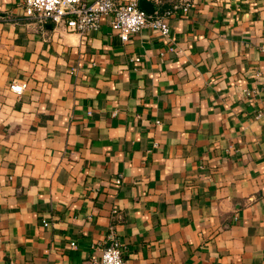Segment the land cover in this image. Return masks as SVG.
<instances>
[{
	"label": "crops",
	"instance_id": "crops-1",
	"mask_svg": "<svg viewBox=\"0 0 264 264\" xmlns=\"http://www.w3.org/2000/svg\"><path fill=\"white\" fill-rule=\"evenodd\" d=\"M148 1L123 42L0 0V264H264V0Z\"/></svg>",
	"mask_w": 264,
	"mask_h": 264
},
{
	"label": "built area",
	"instance_id": "built-area-1",
	"mask_svg": "<svg viewBox=\"0 0 264 264\" xmlns=\"http://www.w3.org/2000/svg\"><path fill=\"white\" fill-rule=\"evenodd\" d=\"M20 2L24 15L33 21L39 23L50 21L81 35L98 30L101 17L107 16L111 29L123 42L145 28H151L164 37L168 36V18L179 8V5H173L162 11L154 9L150 14L141 9L136 0H20ZM188 6L189 3L186 2L183 10H187ZM132 60L138 62L140 57H133ZM25 88L26 82L21 79L15 78L9 83V90L15 94H21ZM116 182L119 180L116 179ZM74 245V242H71V246ZM122 253L121 243L111 235L97 264H128Z\"/></svg>",
	"mask_w": 264,
	"mask_h": 264
},
{
	"label": "water",
	"instance_id": "water-1",
	"mask_svg": "<svg viewBox=\"0 0 264 264\" xmlns=\"http://www.w3.org/2000/svg\"><path fill=\"white\" fill-rule=\"evenodd\" d=\"M138 6L150 14L154 11L153 3L148 0H138Z\"/></svg>",
	"mask_w": 264,
	"mask_h": 264
}]
</instances>
